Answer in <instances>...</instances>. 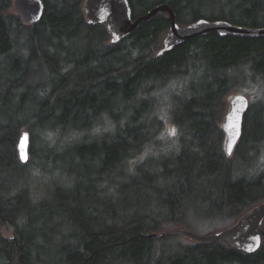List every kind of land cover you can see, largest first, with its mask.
Segmentation results:
<instances>
[{
  "label": "trees",
  "instance_id": "16d2710c",
  "mask_svg": "<svg viewBox=\"0 0 264 264\" xmlns=\"http://www.w3.org/2000/svg\"><path fill=\"white\" fill-rule=\"evenodd\" d=\"M13 1L0 0V264H264V238L246 253L147 237L197 216L236 222L264 200V171L247 177L234 165L243 146L264 142L262 102L233 157L221 126L236 86L252 76L264 88V37L212 32L157 57L166 12L114 44L105 24L87 23L85 0H43L31 25ZM129 1L134 17L166 3L182 25L264 27V0Z\"/></svg>",
  "mask_w": 264,
  "mask_h": 264
},
{
  "label": "water",
  "instance_id": "95a60500",
  "mask_svg": "<svg viewBox=\"0 0 264 264\" xmlns=\"http://www.w3.org/2000/svg\"><path fill=\"white\" fill-rule=\"evenodd\" d=\"M13 11L21 17L25 24L38 23L45 12L43 0H14ZM83 11L89 25L105 24L111 36V43H119L137 29L140 23L151 19L160 12L168 13L170 28L163 38L162 47L156 52L160 57L192 38L203 37L212 32L222 36L235 35L243 37H264V27H252L234 24L230 21L201 18L182 25L177 21L176 11L166 3L158 4L146 13L134 17L129 0H85ZM228 109L225 112L221 126L226 134L225 151L231 156L243 134V124L250 108L249 98L244 94H235L227 100ZM231 150L229 151V146ZM17 149L20 160L27 163L30 158V134L22 131ZM264 200L244 213L235 224L221 231L200 235L185 228H172L163 232L147 234V237H165L181 235L197 242L224 241L246 253L256 252L264 238ZM251 249V250H250Z\"/></svg>",
  "mask_w": 264,
  "mask_h": 264
},
{
  "label": "rangeland",
  "instance_id": "374dc122",
  "mask_svg": "<svg viewBox=\"0 0 264 264\" xmlns=\"http://www.w3.org/2000/svg\"><path fill=\"white\" fill-rule=\"evenodd\" d=\"M230 9L231 8H229L228 10ZM142 10L143 9L141 7L139 6L137 7L138 13L142 12ZM239 93L244 94L249 98L250 105L257 104L259 106L260 102H262V106H264V88L262 89L258 77H252V76L247 77L246 80L241 82L231 91L228 98L231 97L232 95ZM167 128H168L169 136H174L177 134V128L175 125L169 123ZM173 130H175L174 134H173ZM258 146H260L258 151H249L250 147L243 146L242 150L235 156L234 165L239 170L240 172L239 175L245 174L247 177H255L257 175H260L264 171V142H262ZM231 157H233V155ZM224 216H222L224 218L213 217V216L211 217L197 216L191 218L189 223L187 225H183L182 228L189 229L200 235L212 234L232 226V224L235 222L233 216H227V217L226 215ZM166 227H170V226L166 224ZM7 232L8 233L6 234H11L10 231ZM176 237L173 238L171 241L165 242V244L156 243L155 250L161 249L164 245H167V243H168L167 248H171V247L173 248L175 246L174 240L175 241L178 240ZM179 237L183 242L193 241L188 237H183V236H179Z\"/></svg>",
  "mask_w": 264,
  "mask_h": 264
},
{
  "label": "snow or ice",
  "instance_id": "6c2138e0",
  "mask_svg": "<svg viewBox=\"0 0 264 264\" xmlns=\"http://www.w3.org/2000/svg\"><path fill=\"white\" fill-rule=\"evenodd\" d=\"M175 133V130H173V134ZM231 150V145L229 146V151ZM251 250V249H250Z\"/></svg>",
  "mask_w": 264,
  "mask_h": 264
}]
</instances>
